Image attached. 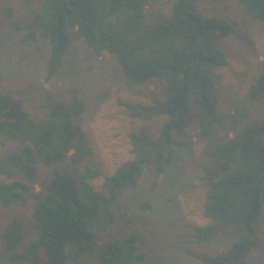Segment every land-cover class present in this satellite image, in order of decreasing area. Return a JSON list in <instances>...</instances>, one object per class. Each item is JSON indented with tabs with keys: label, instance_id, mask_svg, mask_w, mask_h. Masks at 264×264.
Wrapping results in <instances>:
<instances>
[{
	"label": "trees",
	"instance_id": "1",
	"mask_svg": "<svg viewBox=\"0 0 264 264\" xmlns=\"http://www.w3.org/2000/svg\"><path fill=\"white\" fill-rule=\"evenodd\" d=\"M239 19L264 23V0H0V31L47 43L44 84L79 41L97 58L112 57L130 86L161 83L151 105L128 108L164 118L157 138L148 128L131 136L133 159L96 188L85 93L61 88L37 100L28 81L0 77V174L10 180L0 183V237L13 264L155 263L164 236L153 206L126 197L150 166L161 173L171 165L189 133L204 142L209 220L193 241L230 240L201 264H263L264 70L245 94L251 110L219 112L218 70Z\"/></svg>",
	"mask_w": 264,
	"mask_h": 264
},
{
	"label": "rangeland",
	"instance_id": "2",
	"mask_svg": "<svg viewBox=\"0 0 264 264\" xmlns=\"http://www.w3.org/2000/svg\"><path fill=\"white\" fill-rule=\"evenodd\" d=\"M227 63L218 70L221 77L220 113L239 104L251 110L245 102L248 87L264 70V23L247 20L224 44ZM47 43L21 44L17 35L0 31V77L17 78L31 83L34 99L61 88L78 87L85 93L87 112L85 129L93 149V165L101 175L93 182L99 188L105 176L112 175L124 162L133 159L132 135L148 128L157 138L164 118L147 119L145 113L131 111L128 106L147 107L159 96L162 84L130 86L108 54L95 57L81 42H73L65 55L64 68L50 84L42 77L47 58ZM223 101V106H222ZM187 144L175 153L171 163L157 173L155 167L144 171L138 189L126 201L137 204L148 200L153 206L164 236V249L153 264H201L202 258L222 253L230 240L218 238L211 244H195L193 229L208 223L202 206L205 188L201 180L205 159L201 154L204 142L194 134L178 138ZM4 149H0V156ZM0 174V183H9ZM126 204V203H125ZM28 208L14 207L12 214L28 215ZM256 260H252L250 264ZM0 264H13L0 237ZM264 264V260H263Z\"/></svg>",
	"mask_w": 264,
	"mask_h": 264
}]
</instances>
